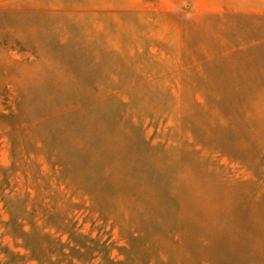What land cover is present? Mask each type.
I'll list each match as a JSON object with an SVG mask.
<instances>
[{"label":"rangeland","instance_id":"obj_1","mask_svg":"<svg viewBox=\"0 0 264 264\" xmlns=\"http://www.w3.org/2000/svg\"><path fill=\"white\" fill-rule=\"evenodd\" d=\"M0 264H264V0H0Z\"/></svg>","mask_w":264,"mask_h":264}]
</instances>
